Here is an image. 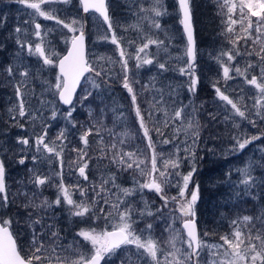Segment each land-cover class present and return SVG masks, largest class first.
<instances>
[{"label":"snow or ice","instance_id":"obj_1","mask_svg":"<svg viewBox=\"0 0 264 264\" xmlns=\"http://www.w3.org/2000/svg\"><path fill=\"white\" fill-rule=\"evenodd\" d=\"M10 2L29 10L23 21L28 27L17 26L7 37L16 50L0 82L14 89L11 126L25 134L0 143V264H200L204 250L210 264H264V147L260 159L236 169L237 180L230 170L220 181L227 185L225 203L252 202L254 209L230 219L231 231L219 237L221 244L200 237V184L194 180L203 159L202 133L218 139L210 125L228 127L232 155L257 141L264 145V0H218L226 44L208 54L217 65L209 81L216 110L205 124L203 105L194 100L201 78L192 0H174L180 45L161 24L169 14L164 0H126L124 11L136 21L126 27L110 14V0ZM56 5H72L77 13L62 18L58 13L65 10ZM88 17L98 42L115 46L111 55L90 58ZM41 18L56 27L45 28ZM117 27L136 35L118 36ZM54 31L67 45L63 54L47 39ZM28 57L34 63H24ZM153 68L155 74L142 83L139 70ZM116 81L130 98L135 132L115 131L128 121L123 111L109 109ZM141 93H147L143 101ZM78 106L87 111L84 121L77 118ZM109 111L111 127L105 123ZM130 140L139 143L129 150ZM13 163L25 172L10 185ZM257 169L260 175L254 174ZM125 175L129 186L122 182ZM53 189L54 198L45 195ZM150 194L162 203H150ZM65 215L89 226L71 233L61 227ZM101 220L103 227L92 226ZM177 222L180 228L174 227ZM67 234L72 240L65 243Z\"/></svg>","mask_w":264,"mask_h":264},{"label":"trees","instance_id":"obj_2","mask_svg":"<svg viewBox=\"0 0 264 264\" xmlns=\"http://www.w3.org/2000/svg\"><path fill=\"white\" fill-rule=\"evenodd\" d=\"M192 4L197 41V74L201 78L200 90L195 99L203 102L201 103L203 107L200 119L201 123L205 124L208 123V113L216 110L214 99H212L215 94L209 81L215 77L217 67L214 70L212 65V74L211 72L206 73L205 68L209 66L208 63L203 64V62L207 53L219 50L226 44V41L222 35L224 25L222 24V16L219 14L218 0H192ZM177 24L180 26V23L177 22ZM208 61L211 62L209 58ZM117 90L118 84L114 83L111 95ZM124 103L128 106V99L125 98ZM116 104L117 102L113 98L109 102V109H118L119 107H114ZM201 104H198V106ZM82 112L87 115L86 109L83 108ZM83 113H81L82 117H84ZM111 113V111L108 112V118ZM245 127L250 134H255L258 131V129H252L247 125ZM210 128L218 139H209L207 130L202 133L205 143L201 144L199 156L203 159L199 160L198 171L194 176L195 182L200 184V200L196 205V220L202 240L208 238L213 243L221 244L222 241L219 237L231 231L230 219L252 214L254 209L252 202L247 204L239 201L225 203L222 197L227 192V185L220 183V181L226 179L225 173L230 170L232 171L231 179L233 181L237 180L239 174L236 169L243 167L246 162L260 159L262 153L259 148L264 147V145L257 141L253 145H249L242 153L232 155L227 151L230 146L227 139L230 135L228 127L220 123L215 126L210 125ZM209 149H213V151L210 152ZM254 174L260 175V169H257ZM205 233L208 234L205 235ZM206 255L207 250H204L200 256V264H208L206 263Z\"/></svg>","mask_w":264,"mask_h":264},{"label":"rangeland","instance_id":"obj_3","mask_svg":"<svg viewBox=\"0 0 264 264\" xmlns=\"http://www.w3.org/2000/svg\"><path fill=\"white\" fill-rule=\"evenodd\" d=\"M77 0H73V4H76ZM165 5L168 7V15L164 16L161 18V24L167 29V31L171 34L175 35V40L173 41L174 44L180 45L181 44V34H182V27L181 25L177 24L179 23V17L177 12L175 11L176 5L174 0H164ZM55 7L57 8H63L65 10L64 13H58L61 15L62 18L70 12L72 15H76L77 13V8H73L72 5H56ZM126 7V0H110V14L114 11L116 13V18L119 21L120 25L127 26L129 24L135 23V18L131 16L130 13H127L124 11ZM27 11L22 8L21 5L16 4L14 2H10V0H0V41H3L5 44V51L7 53V60L0 59V71L2 72V68L6 66L9 63L14 62V52L16 50V45L14 42L11 40H8L7 37L9 34L14 30L15 27L21 26V27H28V25L23 24V21L28 19L27 16ZM88 19V24H87V34L89 38V45L91 49L93 50L94 54H99V55H111L113 53V49L115 46L111 45L110 43H101L98 42V31L95 23L91 20L90 17ZM39 22L45 27V28H55V22L54 21H46L43 20L42 18L39 19ZM145 26L147 25V22H144ZM178 25V26H177ZM115 26V25H114ZM66 32L67 30H62ZM123 34L125 37H135L136 33L132 31L128 32H123L122 27H117V35ZM48 40L52 42V44L55 45L56 50L61 52L64 47H66V44L63 41V38L58 34L57 31L52 32L48 37ZM182 46V45H181ZM154 50V49H153ZM218 51V50H215ZM213 51V52H215ZM209 53L206 54L205 61L203 64L208 63L207 65L209 66L208 68H205V72L209 73L211 72L212 74V65L213 69L217 67L215 62L211 60V62L208 61L209 58ZM8 59L10 61H8ZM18 63V61H17ZM24 63H34V58L28 57L24 60ZM212 63V64H211ZM206 65V67H207ZM201 70V68H200ZM135 71V69H134ZM155 69L153 68L151 72L141 69L139 70V76L138 78L141 80V82H146L149 78V76L155 74ZM198 71V70H197ZM48 75V74H46ZM171 79L176 80V79H182L179 77H175L174 74H168ZM214 76V74H213ZM0 79H3L2 76H0ZM115 83L118 84V90L116 92L112 93V96L117 102V104L114 107H119L117 111H123L125 116L128 117L127 124H119L115 131H123L125 129L129 130L130 132H135L136 131V125L132 123V110H131V105H130V98L128 97V94L126 93V90H124L121 86L119 81H116ZM233 83V82H230ZM7 87V88H6ZM137 90L139 91V86H136ZM37 90H39V84L37 83ZM10 91V92H9ZM118 97H117V96ZM121 95V96H119ZM147 95V93H141L138 96L139 101H143L144 96ZM128 99L129 105H125L124 100ZM212 99H214V96H212ZM195 104L198 106V104L203 103L202 101H196ZM185 103L188 102V99L185 98L184 100ZM15 103V97H14V89L12 86H5L4 82L0 83V143H4L5 141L11 139L14 142L15 136L16 135H24L25 133L19 129L18 127H12L11 126V120H10V114L8 113V108L11 107ZM112 107V106H111ZM199 107V106H198ZM78 113L77 118L81 117L79 120L84 121L87 119V115L82 112L83 108L78 106ZM84 114V117H82V114ZM113 117V114L111 113V116L105 120V123L111 127V118ZM8 122L7 124L5 122ZM246 126V125H245ZM30 131V128H29ZM92 138L90 137V140ZM139 143L138 140H130L127 147L129 150L131 148H134L137 144ZM201 147V145H200ZM200 150V148H199ZM199 150H198V156H199ZM4 153L0 152V156H2ZM9 155H11L9 153ZM200 157V156H199ZM199 163V161H198ZM199 164H197L198 167ZM31 164H29V167ZM21 169V170H20ZM14 170L19 174L17 176V179L24 175L25 169L24 166L18 165L13 163L10 167V177L13 178ZM195 180V179H194ZM9 182V181H8ZM123 184L124 186H129L131 181L128 179L127 175L123 177ZM10 184V182H9ZM13 190H15L13 188ZM45 195H48L52 198H54V189L49 190L45 192ZM152 200H155V206H159L162 202L158 199V197H155L154 195H149V202L151 203ZM155 206L153 207V210H155ZM96 224H99L101 227H103V221H96L92 223V226H96ZM88 224L85 223H71L66 215L61 218V227L68 228L71 233H74L75 231L79 230V228H86L88 227ZM174 227L180 228L181 225L179 222H177ZM157 235H159V231L157 232ZM72 240V235L67 234V241L65 243L71 242ZM208 244H216L213 243V241L207 239H204ZM178 247H182V245L178 244ZM59 251V249L57 250ZM206 263L210 264V256L207 251L206 255Z\"/></svg>","mask_w":264,"mask_h":264},{"label":"flooded vegetation","instance_id":"obj_4","mask_svg":"<svg viewBox=\"0 0 264 264\" xmlns=\"http://www.w3.org/2000/svg\"><path fill=\"white\" fill-rule=\"evenodd\" d=\"M86 35H87V37H86L87 51L89 52V54H90V58H91V54H94V53H93V50L91 49V47H90V45H89V38H88L87 31H86ZM65 48H67V45H66V47H64V48L62 49V51H61L62 54L66 51ZM7 58H8V56H7L6 51H5V50L0 51V59L7 60ZM8 61H10V60L8 59ZM0 72H1V71H0ZM2 80H3V79H0V81H2ZM0 83H1V82H0ZM7 86H10V85H7ZM6 88H7V87H6ZM9 92H10V91H9ZM14 174H15V175H13V178L11 177V179H9L10 185H12V181L15 180V179H17V176L19 175V174L16 172V170H14Z\"/></svg>","mask_w":264,"mask_h":264},{"label":"water","instance_id":"obj_5","mask_svg":"<svg viewBox=\"0 0 264 264\" xmlns=\"http://www.w3.org/2000/svg\"><path fill=\"white\" fill-rule=\"evenodd\" d=\"M83 15V14H82ZM193 22V29H194V37H195V41H196V32H195V26H194V20L192 21ZM86 29V27H85ZM196 47H197V42H196ZM197 222V220H196ZM197 228H198V231H199V225H198V222H197ZM200 233V232H199Z\"/></svg>","mask_w":264,"mask_h":264},{"label":"bare ground","instance_id":"obj_6","mask_svg":"<svg viewBox=\"0 0 264 264\" xmlns=\"http://www.w3.org/2000/svg\"><path fill=\"white\" fill-rule=\"evenodd\" d=\"M21 170V169H20Z\"/></svg>","mask_w":264,"mask_h":264}]
</instances>
